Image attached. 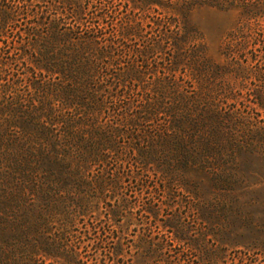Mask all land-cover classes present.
<instances>
[{
    "label": "rangeland",
    "instance_id": "rangeland-1",
    "mask_svg": "<svg viewBox=\"0 0 264 264\" xmlns=\"http://www.w3.org/2000/svg\"><path fill=\"white\" fill-rule=\"evenodd\" d=\"M210 1L0 0V264H264V63Z\"/></svg>",
    "mask_w": 264,
    "mask_h": 264
},
{
    "label": "trees",
    "instance_id": "trees-1",
    "mask_svg": "<svg viewBox=\"0 0 264 264\" xmlns=\"http://www.w3.org/2000/svg\"><path fill=\"white\" fill-rule=\"evenodd\" d=\"M209 4L220 8H237L241 13L238 27L228 35L229 39L225 43L224 54L227 57H231L235 63L240 64V60L249 62L247 53L251 50V63L263 64L264 59L258 58L255 51H263L264 49V25L260 23L261 18L264 20V1L211 0ZM62 36H67L69 40L73 38L70 35H60V38ZM100 38L103 37L93 33L86 43L93 45L97 44ZM111 44L112 43H110V45ZM105 46H107V44Z\"/></svg>",
    "mask_w": 264,
    "mask_h": 264
}]
</instances>
